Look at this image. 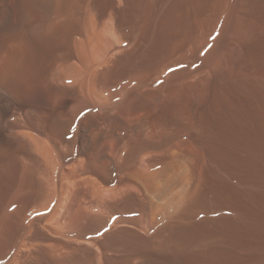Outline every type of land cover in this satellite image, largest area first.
<instances>
[{
	"label": "bare ground",
	"instance_id": "obj_1",
	"mask_svg": "<svg viewBox=\"0 0 264 264\" xmlns=\"http://www.w3.org/2000/svg\"><path fill=\"white\" fill-rule=\"evenodd\" d=\"M145 1L0 0L18 24L0 33L18 109L0 125V264H264V68L222 71ZM23 57L92 104H45L55 129L35 127Z\"/></svg>",
	"mask_w": 264,
	"mask_h": 264
},
{
	"label": "rangeland",
	"instance_id": "obj_2",
	"mask_svg": "<svg viewBox=\"0 0 264 264\" xmlns=\"http://www.w3.org/2000/svg\"><path fill=\"white\" fill-rule=\"evenodd\" d=\"M145 4V0H138L137 7L139 12L145 11ZM152 11H154V24L156 26L166 21V24L171 28L176 27L181 29L182 32L184 30L188 31L190 39L192 38L191 40L189 39L191 42L200 38L202 42L199 44L201 46L206 45L204 52H201V54L209 60L212 59L210 62L213 63L218 60H220V63L223 61L221 63L222 67H224L222 71H227L231 68L232 71H236L247 60L251 62L247 61L249 64H245L246 68L249 67L248 70L258 64V67L263 66L262 68H264V0H164L157 1ZM10 23L0 24V33L6 27L13 29L15 24L18 25L17 22ZM201 54L200 56H202ZM45 58H43L44 61L47 60ZM74 60L77 62V59ZM255 60L258 62L257 64L253 63ZM44 61L42 62L41 60L40 67L35 69L30 68L26 57L15 62L16 68L22 70L20 71V76H23L24 79L26 78L24 83L18 86L15 93L19 99L28 104V108L32 112L34 126L49 133L53 126V116L45 104L49 103L51 106L63 109L66 113L68 112L67 114L73 116L76 111L91 105L92 100L89 95L80 91L60 92L59 89L63 87V84L53 79V71L46 69V61ZM259 61L261 62L259 63ZM8 62L13 64V61ZM5 85L7 88L8 84L6 83ZM11 100L12 97L8 91L6 92L0 86L1 126H6L14 115H18V109ZM37 106H40V108L34 111ZM34 117L38 119L35 120ZM55 126L56 123L52 128L55 129ZM82 132L84 131L81 129L80 121L77 120L69 137L77 136L79 143H82L85 138ZM55 138V133L52 137H46L48 144L54 145ZM67 142L65 141V144Z\"/></svg>",
	"mask_w": 264,
	"mask_h": 264
}]
</instances>
